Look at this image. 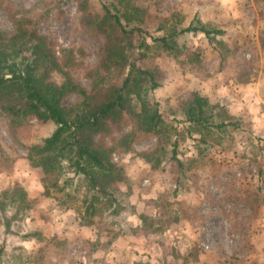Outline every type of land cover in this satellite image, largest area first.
I'll use <instances>...</instances> for the list:
<instances>
[{"label":"rangeland","instance_id":"374dc122","mask_svg":"<svg viewBox=\"0 0 264 264\" xmlns=\"http://www.w3.org/2000/svg\"><path fill=\"white\" fill-rule=\"evenodd\" d=\"M124 1L130 0H89L90 11L98 14L100 3L120 7L135 18L128 23L143 30L148 46L142 51L160 85L152 95L146 87L141 93L157 102L164 127L159 135L138 133L126 150L110 153L126 175L114 184L115 205L83 221L79 194L71 191L78 187L76 178L69 190L58 193L47 182L49 196L37 199L7 231L0 226V256L5 259L19 246L34 249L26 234L37 230L35 239L44 246L39 264H264V185L255 196L251 177L259 164L264 183V0H132L138 15ZM32 7L40 14L38 32L57 54L72 53L71 74L88 88L85 69L104 55L107 24L103 32L85 29L76 0H0V29L11 30L10 13ZM189 24L217 32H177ZM162 36L171 42L169 50L150 40ZM130 38L121 44L135 54L137 41ZM52 78L58 80L56 74ZM191 92L214 105L211 122L225 119L227 125L216 129L178 122L180 103ZM78 99L71 94L63 104ZM52 128L32 117L10 129L0 114V186L15 160L17 182L30 197L39 190L41 169L26 159L24 146ZM128 130L123 125L112 136ZM154 146L148 162L137 155ZM242 192L247 196L234 199ZM13 208L6 205V217Z\"/></svg>","mask_w":264,"mask_h":264},{"label":"trees","instance_id":"16d2710c","mask_svg":"<svg viewBox=\"0 0 264 264\" xmlns=\"http://www.w3.org/2000/svg\"><path fill=\"white\" fill-rule=\"evenodd\" d=\"M76 1L85 29L92 26L103 32L106 31V23L107 31H110L105 32L104 55L100 53L96 64L85 69L88 88L81 87L71 74L74 65L72 53L57 54L52 42L38 32L40 14L35 13L37 8L16 9V12L10 13L11 30L0 29V114L6 118L10 129L26 124L32 117L41 124H53L52 130L39 138L37 143L24 146L26 159L41 169L39 190L30 197L26 188L17 182L15 160L10 173L4 175L0 186V226L4 232L9 229L10 223L25 218V213L33 208L37 199L49 196L47 182L58 193L64 192L76 178L78 187L71 191L79 194L83 221L89 222L92 215L115 205L114 184L124 181L126 175L122 164L110 160V153L117 149L126 150L138 133L159 135L160 126L165 124L162 110L154 98L141 93V88L146 87L152 95L160 81L156 69L147 66L142 50L148 44L142 35L143 30L136 22L128 23L135 18L120 7L119 10L114 9L118 2L111 4L114 10L100 3L98 14H94L90 11L89 0ZM124 3L130 12L137 14L139 7L134 6L132 0ZM187 31H201L206 36L217 32L190 24L177 32ZM130 37L137 41L139 51L135 54L121 44L123 39L129 40ZM150 40L167 50L172 45L164 36L151 37ZM52 74H56L58 80H54ZM71 94H77L79 99L71 105L63 104V99ZM213 107L204 96L191 92L180 103L183 117L177 121L192 127L201 125L219 129L226 126L225 119H220L218 123L210 121ZM123 125H128L129 130L113 137L112 132ZM104 137H108L111 143L107 144ZM156 146L137 155L148 162ZM174 149L173 141L172 152ZM255 167L256 172L251 177L256 188L255 196L260 197L264 185L261 177L263 168L259 164ZM63 196L72 199L69 192L63 193ZM246 196L242 192L234 199L241 200ZM8 204L14 206L10 217L4 214ZM37 234V230L26 234L36 244L34 249L25 251L19 246L17 252L11 250L5 259L0 256V260L3 259L4 264H39L37 262L44 246L40 239H35Z\"/></svg>","mask_w":264,"mask_h":264},{"label":"built area","instance_id":"2783aa9c","mask_svg":"<svg viewBox=\"0 0 264 264\" xmlns=\"http://www.w3.org/2000/svg\"><path fill=\"white\" fill-rule=\"evenodd\" d=\"M113 159H115V158H113Z\"/></svg>","mask_w":264,"mask_h":264}]
</instances>
